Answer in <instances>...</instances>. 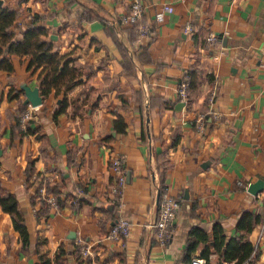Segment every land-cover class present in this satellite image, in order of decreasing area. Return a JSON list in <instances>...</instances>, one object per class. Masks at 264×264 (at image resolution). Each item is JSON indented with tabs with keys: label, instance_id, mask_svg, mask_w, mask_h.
<instances>
[{
	"label": "crops",
	"instance_id": "obj_1",
	"mask_svg": "<svg viewBox=\"0 0 264 264\" xmlns=\"http://www.w3.org/2000/svg\"><path fill=\"white\" fill-rule=\"evenodd\" d=\"M140 1L133 28L117 22L132 0H2L19 10L10 28L16 40L39 16L48 31L40 39L80 77L42 96L41 67L28 68L30 55H7L12 70L0 69V185L15 197L29 235L24 245L0 206V264H42L41 257L58 264L60 252L61 264H189L194 255L235 264L214 249L216 236L248 241L257 252L241 264H264V190L247 192L264 180V0ZM162 5L172 12L158 22ZM183 78L188 99L179 110ZM23 85L42 99L27 121L40 138L12 131ZM116 157L126 177L120 201L110 193ZM34 177L48 179L61 208L47 209ZM161 183L179 197L165 247L149 227ZM42 202L47 213L37 218ZM119 217L131 223L123 245L106 239ZM78 243L93 256L80 257Z\"/></svg>",
	"mask_w": 264,
	"mask_h": 264
},
{
	"label": "trees",
	"instance_id": "obj_2",
	"mask_svg": "<svg viewBox=\"0 0 264 264\" xmlns=\"http://www.w3.org/2000/svg\"><path fill=\"white\" fill-rule=\"evenodd\" d=\"M12 5H0V69L11 71V65L7 59V55H30L31 59L28 64V68L34 66V69L41 67L39 73V87L41 90L42 96H47L51 88L55 89V92L58 93L61 89L68 90L76 82L80 75L78 74L77 68L68 66L67 61H63V57L59 56L57 52H52V44L41 40V36H47L48 31L42 27H38L40 17L33 15L31 17V22L27 25L26 29L21 33L22 37L20 40H16L14 33L10 30L14 26V22L19 15V10L12 8ZM89 19V17H86ZM120 23L119 19L117 21ZM138 22L134 23L131 27H137ZM217 40V37H216ZM187 83V78H183L182 82ZM26 105L22 102L18 104V111L15 116L12 117L15 124L12 127V131L17 130L20 137L24 135H35L36 138H40L42 133L39 128L31 129L28 126V123L25 124V127L22 129L20 124V117L24 113ZM38 132V134H36ZM178 140L176 136L173 139L172 145L174 146ZM33 162L28 161L25 166V174L27 179H30L34 176V171L32 169ZM165 169L160 167V179H163ZM164 186L161 183L159 186V202L163 195ZM47 193L57 195L54 187H48L46 189ZM38 194V191H36ZM57 207L61 208L62 203L57 199ZM0 206L2 210L9 214L14 229L18 232L22 243L25 245L28 242V232L24 225L23 219L17 211V201L15 197L10 194L5 188L0 185ZM46 206L42 202V210L37 213V218L41 215L46 216ZM193 232V231H192ZM191 232V233H192ZM190 233V234H191ZM194 243L189 245V251L191 252ZM237 247V248H236ZM214 249L219 253V256L224 258L226 261L237 258L235 264H241L244 262L251 254L252 251H256L248 241L242 242V240H229L224 244L223 236L218 240L217 236L214 240ZM235 249L238 251V255L235 253ZM189 252V253H190ZM60 254L56 256V263H62L60 261ZM42 264H51V261L47 258L41 257Z\"/></svg>",
	"mask_w": 264,
	"mask_h": 264
},
{
	"label": "built area",
	"instance_id": "obj_3",
	"mask_svg": "<svg viewBox=\"0 0 264 264\" xmlns=\"http://www.w3.org/2000/svg\"><path fill=\"white\" fill-rule=\"evenodd\" d=\"M170 12H172V7L168 5H162L161 9L155 14V21L158 22L162 21L164 14ZM141 16H142L141 1L132 0L128 13L121 16L119 21L120 24L122 25L131 26L134 23L138 22ZM191 31H192V27L189 24L184 27V33H190ZM215 41H216L215 35L213 33H210L206 39V42L209 45H212L214 44ZM262 67L264 68V62L262 63ZM211 96H213V94H211ZM177 98L179 102H183V103L187 102L188 85L185 81L181 82L177 88ZM209 102H212V97H210ZM36 108H38V106L36 107L28 106L27 109L24 111V113L20 117V124L22 129L25 127V124L27 123V121L32 115V112ZM110 167L116 177L115 183L110 189V193L120 201L122 190L126 180L125 173L122 169L121 159L118 157L113 158L110 161ZM34 179L35 182L40 184L38 188V194L41 197V199L46 203L47 209L50 210L57 208L56 197L46 192L45 185L48 182V179H45V181L43 180L41 181V179H37L36 177H34ZM49 180L52 181V179ZM41 182H45V183L41 184ZM261 199L262 202L264 203V193L262 194ZM178 208H179V197L170 194L167 191L166 187H164L163 195L159 202L158 217L155 220V222L149 226L153 231L152 236L154 237L156 243L161 247H165L171 237L173 230V223ZM130 233H131L130 221L126 218L119 217L114 221V223L110 227L106 239H109L111 241H117L121 245H123L125 240L130 236ZM78 244H79L80 257L87 258L89 256L90 257L93 256V252L88 246L81 245V243ZM252 257H254V253L251 255V259ZM189 264H206V260L200 257L199 255H194L191 257ZM245 264H256V263L245 262Z\"/></svg>",
	"mask_w": 264,
	"mask_h": 264
},
{
	"label": "water",
	"instance_id": "obj_4",
	"mask_svg": "<svg viewBox=\"0 0 264 264\" xmlns=\"http://www.w3.org/2000/svg\"><path fill=\"white\" fill-rule=\"evenodd\" d=\"M2 4V0H0V5ZM50 39H53V36H50ZM22 90L24 92L25 99L23 101L24 105H28L31 107L40 106L42 103V99L39 95L38 88H30L27 85L22 86ZM184 105V103L180 102L176 105V108L180 110V108ZM2 154V149L0 147V156ZM264 190V180H257L253 183H250L247 187V192L253 196H256L258 193ZM70 239H74V236H71ZM219 264V263H214Z\"/></svg>",
	"mask_w": 264,
	"mask_h": 264
}]
</instances>
